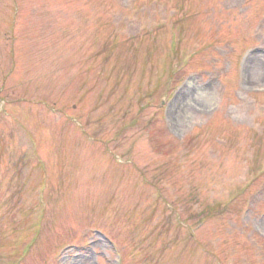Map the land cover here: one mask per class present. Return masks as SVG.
I'll list each match as a JSON object with an SVG mask.
<instances>
[{"label": "rangeland", "instance_id": "rangeland-1", "mask_svg": "<svg viewBox=\"0 0 264 264\" xmlns=\"http://www.w3.org/2000/svg\"><path fill=\"white\" fill-rule=\"evenodd\" d=\"M109 240L264 264V0H0V264Z\"/></svg>", "mask_w": 264, "mask_h": 264}]
</instances>
